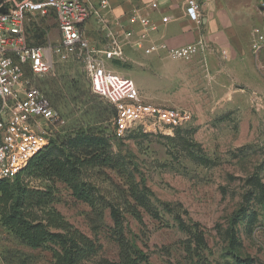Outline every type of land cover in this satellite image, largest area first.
Listing matches in <instances>:
<instances>
[{"label":"rangeland","instance_id":"374dc122","mask_svg":"<svg viewBox=\"0 0 264 264\" xmlns=\"http://www.w3.org/2000/svg\"><path fill=\"white\" fill-rule=\"evenodd\" d=\"M167 1L165 6L157 0H109L104 14L110 25L118 21L141 40V20L155 15L165 21L161 14L176 3ZM202 6L204 17L219 26L214 41L201 37L208 51L172 60L164 51L146 54L145 44L137 51L124 49L120 61H107L110 71L134 82L146 103L191 113V122L172 136L134 132L115 138L113 109L92 93L77 54H55L49 73L34 79L57 118L43 154L70 164L98 161L82 177L96 198L94 209L55 177L25 179L33 188L49 189L51 206L99 246L96 256L81 264L119 262L118 235L141 253L137 264H264V0H202ZM85 34L108 49L94 30ZM26 38L29 45L57 47L52 13L32 16ZM232 48L256 73L247 86L229 87L236 91L234 101L204 90L195 75L182 79V64L213 52L218 64L226 65ZM106 157L126 172L101 163ZM127 175L136 184L134 200ZM125 201L140 212L141 223L123 212ZM116 206L118 217L111 211ZM49 247L29 248L0 223V264H52Z\"/></svg>","mask_w":264,"mask_h":264},{"label":"built area","instance_id":"2783aa9c","mask_svg":"<svg viewBox=\"0 0 264 264\" xmlns=\"http://www.w3.org/2000/svg\"><path fill=\"white\" fill-rule=\"evenodd\" d=\"M177 2L200 28L202 0ZM108 6L109 0H98L95 5L90 0H0V181L13 180L49 143L56 113L34 79L49 73L55 54L78 55L92 93L115 111V138L124 139L134 132L169 137L191 122L188 111L146 103L130 78L108 69V62L123 59L126 46L143 49L141 42L131 43L132 33L118 21L110 25L104 14ZM49 12L57 25V47L29 45L27 22ZM141 23L154 30L147 21ZM88 29L100 34L108 49L96 47L85 36ZM203 49L200 38L182 48L151 45L144 52L164 51L172 60H188Z\"/></svg>","mask_w":264,"mask_h":264},{"label":"trees","instance_id":"16d2710c","mask_svg":"<svg viewBox=\"0 0 264 264\" xmlns=\"http://www.w3.org/2000/svg\"><path fill=\"white\" fill-rule=\"evenodd\" d=\"M41 92L53 108L49 97L42 90ZM114 118L115 111L113 109ZM52 138L53 134L48 145L36 154L13 180L0 181V223L17 240L29 248L51 245L49 250L53 259L52 264H81L96 256L99 246L68 223L51 206L52 193L49 189L33 188L25 179L55 177L63 182L75 197L83 199L94 209L96 198L87 191L82 177L85 171L96 166L98 161L82 158L70 164L61 159H50L43 153L52 143ZM101 163L110 164L111 167L126 172L120 162H114L109 157H106ZM126 182L129 186V198L136 199L137 188L134 179L127 175ZM124 203L127 209H123V212L130 214L138 223H141L140 212L135 207H131L128 201ZM111 211L117 217L121 215L118 206L112 207ZM116 242L119 250V262L105 261V264H137L141 261V253L135 248L133 249L121 235H118Z\"/></svg>","mask_w":264,"mask_h":264},{"label":"crops","instance_id":"0c3cea01","mask_svg":"<svg viewBox=\"0 0 264 264\" xmlns=\"http://www.w3.org/2000/svg\"><path fill=\"white\" fill-rule=\"evenodd\" d=\"M157 2H159L160 5L165 6H167L168 4L167 0H157ZM175 2V4H172L173 11L167 9V12H165L166 14H161V16H166L165 21H161L163 18L161 19L160 16L155 15L150 18L142 19L147 21L149 23V26H152L154 30L142 26L143 28L138 34L141 40H135L133 39V36H131V43L135 45L136 42H141L143 47H145L144 45L146 44V48L150 47L151 45H163L166 48L169 47L167 49H177V47L182 48L191 45L201 37L207 39V41H214L215 34L219 32L218 25H211V22H213L214 20L204 17L202 13V27L198 28L188 19L183 6L178 3L177 0H175ZM177 8H180L178 12L175 11L177 10ZM184 37L186 38V40H184L183 42H179ZM126 48L133 51L139 50L133 45L126 46L124 49ZM207 48L208 47L205 44V49L203 50L208 51ZM159 52H155V54ZM215 55L216 54L212 52V54L210 53L208 57L197 56L195 59H193V61H191L190 64H182L181 69L183 71L180 70L179 72H182V79L189 78L191 74L195 75L197 85L203 87L204 90L208 89L213 94L216 93V96L218 98H227L232 102L235 100L234 98L236 91H229V87L247 86V84H249L251 80H255V70L250 65L245 64L243 62V54L241 55L242 57L239 56L237 51L233 48L228 51L229 56L226 65H219L217 62V57H215ZM233 58H235V62L233 61ZM154 59H157V57H155ZM148 63L150 67H153L156 61L152 59ZM217 86L225 87V89H216ZM226 89L227 92L225 91ZM221 95L226 97H222ZM227 106L228 108L233 107V105L231 104L230 106L226 104V107Z\"/></svg>","mask_w":264,"mask_h":264},{"label":"water","instance_id":"95a60500","mask_svg":"<svg viewBox=\"0 0 264 264\" xmlns=\"http://www.w3.org/2000/svg\"><path fill=\"white\" fill-rule=\"evenodd\" d=\"M2 11V10H1Z\"/></svg>","mask_w":264,"mask_h":264}]
</instances>
